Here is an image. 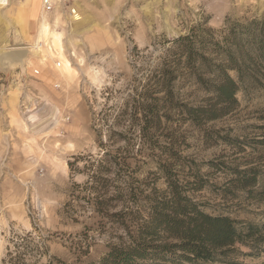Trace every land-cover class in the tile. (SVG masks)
Masks as SVG:
<instances>
[{
  "label": "rangeland",
  "instance_id": "1",
  "mask_svg": "<svg viewBox=\"0 0 264 264\" xmlns=\"http://www.w3.org/2000/svg\"><path fill=\"white\" fill-rule=\"evenodd\" d=\"M33 1L28 10L26 0L0 7V52L38 41L40 6ZM68 4L78 10L76 20L59 13L47 17L58 52L40 40L43 48L23 66L0 64V263L12 239L31 233L33 244L47 248L43 264L49 258L59 261L54 264H99L108 245L124 233L95 213L89 193L74 185L84 186V166L103 149L121 163L127 157L126 165L109 175L108 194L132 178L144 204L152 187L166 188L163 167L182 183L197 174L203 188L189 194L206 213L251 222L264 236V62L254 58L241 67V82L235 70L228 71L239 84L237 102L215 120L194 122L175 108L149 141L130 128L143 84L172 58L168 41L197 36L199 52L209 59L204 77L212 80L211 69L228 62L229 53L239 56L233 40L242 39L239 52L251 46L248 36L231 32L264 20V0ZM176 92L189 107L205 106L211 98L185 77L176 81ZM249 169L256 181L244 188L236 172ZM122 207L118 202L110 211ZM259 247L238 246L232 264H264V243Z\"/></svg>",
  "mask_w": 264,
  "mask_h": 264
},
{
  "label": "trees",
  "instance_id": "2",
  "mask_svg": "<svg viewBox=\"0 0 264 264\" xmlns=\"http://www.w3.org/2000/svg\"><path fill=\"white\" fill-rule=\"evenodd\" d=\"M236 27L237 30L231 33L248 36L247 43L250 42L251 46L239 52L242 39L233 40L239 56L236 58L229 53L232 56L226 57L228 62L210 68L214 76L212 80L204 77L209 59L199 52L203 48L197 46V36H180L168 41L172 58L143 84L134 115H130V128L133 132L137 129L140 140H148L162 120H169L172 109L179 108L194 122L201 118L211 121L236 104L239 84L228 71L235 70L241 82V67L249 65L254 58L264 62V20H252ZM180 65L185 72L180 71ZM182 76L211 94L207 105L189 107L181 103L176 81L180 77L184 79ZM100 147L104 148V144L100 143ZM118 159L103 149L98 158L90 157L84 166L88 173L84 186L74 185V188H83L89 193V202L95 213L110 218L124 233L118 237L117 243L108 245L99 264H232V259L239 254L238 246L257 248L264 243L260 226L228 216H213L202 209L201 203L189 194L203 188L197 174L192 175V182L186 180L182 183L176 172L163 167L166 188L160 191L152 187L143 196L144 204H139L143 191L132 186V178L125 180L123 187L116 186L113 194H108L113 182L109 178L113 168L126 165L127 157H122V163ZM236 173L244 188L251 187L256 181V172L251 169ZM248 193L251 194L252 190ZM118 202L122 203V209L110 211ZM10 242L0 264H43L40 261L47 255V248L43 244H33L31 233L16 236ZM54 261L59 262L49 258L46 264H54Z\"/></svg>",
  "mask_w": 264,
  "mask_h": 264
},
{
  "label": "bare ground",
  "instance_id": "3",
  "mask_svg": "<svg viewBox=\"0 0 264 264\" xmlns=\"http://www.w3.org/2000/svg\"><path fill=\"white\" fill-rule=\"evenodd\" d=\"M34 5H36L37 1L34 0ZM4 5L1 4L0 1V7L4 8L8 6V0L3 1ZM42 6L40 1V13H39V19H38V31L36 39L38 40L36 43L28 46V47H20V48H10V50H21L24 51V53H9L8 52H0V64H9V65H21L23 66L26 62L29 61V58L32 56H37L40 52V48H42V43L40 40H44L47 42V50L48 51H56L58 52V49H60L59 41L56 35H53L50 33L49 24L47 22V17L41 12ZM58 10V9H57ZM78 14L75 15V18L72 20H76L78 18ZM58 18L55 19L54 24H57ZM52 27V26H51ZM61 43V42H60ZM49 45V46H48ZM46 47V45H45ZM42 54V53H40ZM42 61V60H41Z\"/></svg>",
  "mask_w": 264,
  "mask_h": 264
},
{
  "label": "built area",
  "instance_id": "4",
  "mask_svg": "<svg viewBox=\"0 0 264 264\" xmlns=\"http://www.w3.org/2000/svg\"><path fill=\"white\" fill-rule=\"evenodd\" d=\"M71 0H41L42 9L41 12L46 16L49 17L54 14H64L68 21H71L75 18L79 12L78 10L73 7V5L68 4ZM58 9V10H57ZM66 9V10H65ZM56 67L60 66V62L56 61ZM34 75H38L39 71L34 70Z\"/></svg>",
  "mask_w": 264,
  "mask_h": 264
},
{
  "label": "crops",
  "instance_id": "5",
  "mask_svg": "<svg viewBox=\"0 0 264 264\" xmlns=\"http://www.w3.org/2000/svg\"><path fill=\"white\" fill-rule=\"evenodd\" d=\"M31 1L32 0H26V6H27V10L30 8L31 9ZM39 6H40V0H39ZM23 11V10H22ZM45 45V44H44ZM28 47V46H27ZM42 48H43V43H42ZM42 48H40V50L42 49Z\"/></svg>",
  "mask_w": 264,
  "mask_h": 264
},
{
  "label": "water",
  "instance_id": "6",
  "mask_svg": "<svg viewBox=\"0 0 264 264\" xmlns=\"http://www.w3.org/2000/svg\"><path fill=\"white\" fill-rule=\"evenodd\" d=\"M9 53H24V51H21V50H10Z\"/></svg>",
  "mask_w": 264,
  "mask_h": 264
}]
</instances>
